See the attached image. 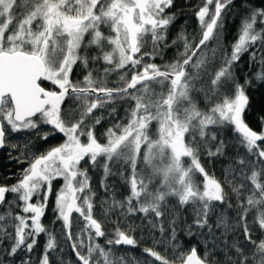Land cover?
Returning a JSON list of instances; mask_svg holds the SVG:
<instances>
[{"label": "snow or ice", "instance_id": "1", "mask_svg": "<svg viewBox=\"0 0 264 264\" xmlns=\"http://www.w3.org/2000/svg\"><path fill=\"white\" fill-rule=\"evenodd\" d=\"M235 2L200 0L197 36L186 37L181 26L169 42L176 0H0V149L13 150L9 160L21 166L0 183V264H73L61 240L75 264H153L118 252L137 247L132 233L145 228L152 247L141 251L159 264H264V107L259 130L249 121L250 92L264 86V0ZM237 14L229 51L226 18ZM181 42L173 62H154ZM243 53L249 71L241 79ZM195 93L219 102L203 111ZM121 103L129 105L124 118L115 107ZM105 110L113 122L98 134ZM20 134L22 141L13 139ZM202 159H227L223 180ZM90 168L102 169L99 199ZM116 180L127 188L123 199ZM49 208L60 229L43 222ZM254 230L261 233L255 239ZM181 234L195 243L185 249Z\"/></svg>", "mask_w": 264, "mask_h": 264}, {"label": "trees", "instance_id": "2", "mask_svg": "<svg viewBox=\"0 0 264 264\" xmlns=\"http://www.w3.org/2000/svg\"><path fill=\"white\" fill-rule=\"evenodd\" d=\"M199 3H200V0H176L177 7L175 9H173L172 11L177 12L179 19L176 23V26L171 29V31L168 35V41L169 42L173 38L176 37L177 31H178V29L181 28V26L184 27L186 37L191 38V37L197 36L198 31H199V24H198V20L195 16V7L194 6L199 4ZM238 7H239V0H236L234 8H238ZM240 23H241V21H240L239 14H237L235 17L229 15V17L226 18V25H225V31H224V37H225L224 43L229 46V51L231 50L230 49L231 44L233 42H235V40L238 37V31H239ZM87 39H88V37H86V40ZM209 46L211 47L212 45H209ZM256 47H259V45H257ZM178 51H183L182 42L178 43L177 45L173 46L172 48H169L168 50H166L163 57L162 58H159V57L156 58L154 62L157 63L158 65H163L165 63H171L176 59ZM251 51H252V49L249 50V52H251ZM88 54L90 56L97 54V50L95 49L94 46L88 50ZM248 61H249V53H243L241 56V60L239 61V65H238L239 71L237 72V75H240L241 79H243V73L249 71ZM218 66L219 65L217 64L216 67H218ZM92 67L96 68L98 71H102L101 65H93ZM251 71L255 72L256 68H252ZM82 73H83V69L77 68L74 78L75 79H81ZM117 76H118V73H114L108 77L109 86H111L113 81L117 80ZM210 78L211 77H208L204 81L207 86H210ZM47 86L51 87L50 85H47ZM199 86H200V84L198 83L197 87H199ZM164 90L166 91V88ZM157 91H160V89L157 88ZM194 95L196 98L197 106L202 108L203 110H208L212 106L213 102H219L218 100L217 101H206L203 93H195ZM250 95L252 96V108L249 111L252 113V115L249 117V121L255 129L259 130L260 125L256 121V114H258L261 111V108L264 107V86H261L259 91H256L255 89H253L250 92ZM127 106H129V105L124 104V103L115 105V107L117 108L119 117H121V118L125 117V108ZM103 114H104L105 119L102 122V125L98 126V128H97L98 134L105 132L106 129L108 127H110L112 122H113L112 119L107 116L106 110L104 111ZM97 115H100V113H97ZM224 135L227 136L229 139H231L233 133H232L231 129H226L224 132ZM24 136H25V134H20L18 136H14L13 139L22 141L24 139ZM62 142H63V138H58L56 140H50L49 143L47 145H44L43 147L47 148L50 146H55V145H58L59 143H62ZM101 142H105L102 136H101ZM233 151L234 150L229 149L227 152V155L229 157H231L233 155ZM9 152H12V155L16 154L13 150H11L9 148H4V149H2V151H0V183L5 182V178L7 176L12 175V174H18V170L21 167L20 165H17L14 161L9 160ZM202 163H204L207 166V169L210 173H214V175L217 179L223 180V175H224L223 174V167L228 164L227 159L214 160L211 165H207V161L202 159ZM98 172L93 171L92 174L89 173L93 178L92 182L96 181L98 179V178H96V176H98V175L102 176V171H100V174H98ZM94 178H96V180ZM115 179L116 178H114V177L110 178V182H111V180H115ZM202 181H203V176L200 178L199 183H202ZM240 182L241 181L239 179L234 181V183H236V184H239ZM7 183L9 185L12 183H15V177H13V179L7 180ZM60 183H61V181L56 182L55 187L57 188L60 185ZM94 185L95 184H93V186ZM95 186L99 187V189L95 188L96 192H97V198L99 199V197L103 196L104 193L100 189V184L95 185ZM115 186H116V188H118L120 190L118 198L123 199V197L128 194L127 188L121 187V182L119 180H116ZM249 187H250V185H249ZM225 190L228 193V195L234 201V196L231 193V187L226 185ZM170 202L175 203L174 200H172ZM0 211H2V209H0ZM95 212H96L97 219H102V217L99 215V206L98 205L95 209ZM117 216H118V213H113L111 215V219L117 220ZM73 217H74V219H77L78 214H73ZM229 217H230V220L232 217H234V213L231 210L229 211ZM52 219H53V215L51 213V209L49 208L48 214L43 219V222L50 228L60 229L61 224L58 222L57 224L53 225L51 223ZM249 219L251 220V216L249 217ZM132 220L137 224L141 223L139 216L132 217ZM190 221H191V217L189 216V222ZM118 223H120V226L122 228L126 227V225L123 222L118 221ZM82 227H83L82 221L79 223V225L74 224L73 233L75 234L76 232H79L80 228H82ZM104 229H105V231H107L109 233L114 232L113 223H111V222L106 223L104 225ZM132 234L138 240L139 245L137 247L123 246L122 250L125 253L134 252L140 258L142 257L143 260L148 259L147 255L141 251V249L143 247H152V241L150 238H148L147 228H145L143 230V233L141 232L140 229H137ZM156 235L158 237L159 233H156ZM260 235H261V233L258 230H254V239L259 237ZM38 239H39V244L41 245V248H42V246L46 240V235L41 234ZM180 240L182 241L183 247L185 249L190 247L191 244L195 243V241L190 240L189 238L185 237L183 234L180 235ZM59 242L63 246L66 247L65 258L66 259L70 258L72 260L73 264H75L76 258L74 256V254H72L71 249L67 248L66 242L62 241V240ZM41 248L36 249V253H35L36 255L40 254ZM156 250L161 252L162 254L164 253L163 247H158ZM200 254L201 255L203 254V248L202 247L200 249ZM167 255L171 256L172 255L171 251H169ZM153 264H159V262H156Z\"/></svg>", "mask_w": 264, "mask_h": 264}, {"label": "rangeland", "instance_id": "3", "mask_svg": "<svg viewBox=\"0 0 264 264\" xmlns=\"http://www.w3.org/2000/svg\"><path fill=\"white\" fill-rule=\"evenodd\" d=\"M104 31L107 33V29H104ZM200 108V107H199ZM201 110H203L202 108H200ZM203 111H207V110H203ZM155 129V123L153 124V130ZM186 165L190 162V161H188L187 159H186ZM93 171H95V172H98V174H100V171H102V169H99V168H97V169H95V170H93V169H89V173L90 174H92V172ZM202 177V175L201 174H197L196 175V177H195V179H196V181L199 183L200 182V178ZM96 178H98L97 180H96ZM96 178H94L96 181H93L92 182V187H93V190L94 191H96V189H99V187H96L95 185H98V184H100V180H101V178H102V176H100V175H98V176H96ZM61 183H62V181H61ZM93 184H95L94 186H93ZM56 185V184H55ZM60 186V185H59ZM58 186V187H59ZM57 187V188H58ZM96 188V189H95ZM98 199V198H97ZM75 214V213H74ZM94 214L96 215V212H95V210H94ZM102 242V241H101ZM122 248H123V246H120L119 247V249H118V252L119 253H125L123 250H122ZM127 253H131L133 256H135V257H137V258H139V259H142L143 260V258L141 257H139L137 254H135L134 252H127ZM147 258L148 259H146V260H151L153 263H156V261H154V258H151V257H149V256H147Z\"/></svg>", "mask_w": 264, "mask_h": 264}, {"label": "water", "instance_id": "4", "mask_svg": "<svg viewBox=\"0 0 264 264\" xmlns=\"http://www.w3.org/2000/svg\"><path fill=\"white\" fill-rule=\"evenodd\" d=\"M0 151H2V149H0ZM123 246V245H122Z\"/></svg>", "mask_w": 264, "mask_h": 264}]
</instances>
